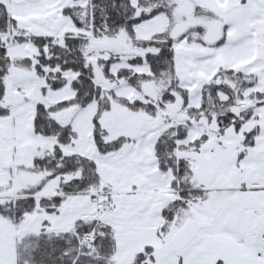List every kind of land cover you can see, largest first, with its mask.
Instances as JSON below:
<instances>
[{
    "label": "snow or ice",
    "instance_id": "1",
    "mask_svg": "<svg viewBox=\"0 0 264 264\" xmlns=\"http://www.w3.org/2000/svg\"><path fill=\"white\" fill-rule=\"evenodd\" d=\"M0 264H264V0H0Z\"/></svg>",
    "mask_w": 264,
    "mask_h": 264
}]
</instances>
